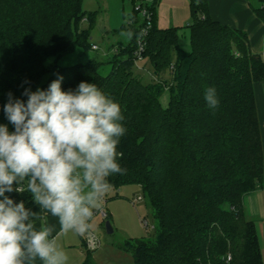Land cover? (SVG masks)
Here are the masks:
<instances>
[{"label": "trees", "instance_id": "obj_1", "mask_svg": "<svg viewBox=\"0 0 264 264\" xmlns=\"http://www.w3.org/2000/svg\"><path fill=\"white\" fill-rule=\"evenodd\" d=\"M131 1L134 11L117 33L132 37L106 56L112 68L102 75L105 61L98 57L58 65L77 45L92 49L89 30L79 25L92 26L96 12L85 11L83 0H0V124L14 130L3 111L9 92L26 101L25 88L47 89L58 76L65 91L81 81L95 83L125 117L118 151L127 171L108 182L116 188L140 185L158 222L154 239L118 245L134 264H263L255 224L243 214L245 196L264 183L255 96V85L264 86L263 56L251 49L245 31L210 17L208 0H189V52L179 46L180 28H158L157 1L140 3L151 13L149 22L135 10L140 0ZM259 3L253 11L264 24V0ZM144 29L141 60H150L157 79L148 83L134 72ZM207 87L216 89L215 110L204 100ZM9 196L35 205L27 191Z\"/></svg>", "mask_w": 264, "mask_h": 264}, {"label": "clouds", "instance_id": "obj_2", "mask_svg": "<svg viewBox=\"0 0 264 264\" xmlns=\"http://www.w3.org/2000/svg\"><path fill=\"white\" fill-rule=\"evenodd\" d=\"M62 80L47 89L25 88L26 101L9 92L3 106L14 130L0 124V264H67L57 236L88 234L111 189L108 177L127 171L119 163L126 133L120 104L95 83L65 91ZM204 100L218 108L215 87L205 89ZM14 191H27L33 204L58 218L60 233L54 236L51 225L38 228L36 212L6 195Z\"/></svg>", "mask_w": 264, "mask_h": 264}, {"label": "rangeland", "instance_id": "obj_3", "mask_svg": "<svg viewBox=\"0 0 264 264\" xmlns=\"http://www.w3.org/2000/svg\"><path fill=\"white\" fill-rule=\"evenodd\" d=\"M148 1L147 3L146 0H140L137 4L140 5L141 3L144 6H150L152 0ZM251 4L254 8L260 6L259 0H251ZM83 8L87 12H96L95 22L90 26L87 21H82L79 28L81 30H89V42L99 46V49H91L85 52L83 45H77L74 50L58 60V65L63 67L86 63L91 58L98 57L105 61L99 67V72L102 75H108L112 67L110 63L106 62L108 59L106 56L114 55V47L120 41V37H116L111 33L121 28L126 21V15L134 11V5L131 0H83ZM183 32L180 38L184 36ZM186 34L189 37L188 31ZM122 40L125 41V39ZM134 72L141 75L142 80L146 83L157 80L153 73L151 62L147 58L135 63ZM164 75V78L169 81V74L165 73ZM47 78L48 76H45L42 81H46ZM168 98V91L165 90L160 98L164 107ZM102 208L109 213V217L105 221L110 222L113 227V233L107 234L102 227L104 225L103 219L99 214H94L91 220L92 228L88 234H94L100 244L97 249L92 251L88 250L85 244L83 245L84 252L89 251L90 263L134 264L132 254L129 251L122 250L118 245L124 240L135 241L143 238L151 240L156 237L158 222L153 216L148 198L138 184L123 185L120 188L111 185L110 191L104 197ZM257 228L264 244V236L262 237L261 235L263 228L260 224H258Z\"/></svg>", "mask_w": 264, "mask_h": 264}, {"label": "crops", "instance_id": "obj_4", "mask_svg": "<svg viewBox=\"0 0 264 264\" xmlns=\"http://www.w3.org/2000/svg\"><path fill=\"white\" fill-rule=\"evenodd\" d=\"M146 1L147 3L149 2L148 0ZM155 1L158 2L156 7V23L158 28L161 30L168 29L170 27L180 28L179 46L182 50L189 52L191 49L190 30L185 28V25L191 21V8L189 0H152L151 5ZM208 3L209 14L213 20L245 31L248 34L251 49L256 53L261 54L264 58V24L254 13V7L249 0H208ZM187 31L189 37H187ZM182 32L184 33V36L180 38ZM111 34L116 37H120V41L116 44L127 41V37L123 36L121 33H117V30ZM122 39H125V41ZM93 45L95 44H92V46ZM98 49L99 46H97L96 50ZM255 96L261 131V141L264 151V86L262 84L255 85ZM6 195L9 196V193H6ZM30 209L33 212H36V216L33 219L38 228L43 225H51L55 227V231L53 232L54 236H56L57 233H60L58 218L52 217L50 214L43 212L37 205L32 206ZM107 214L109 217L108 212ZM243 214L247 220L252 221L255 224L264 264V244L259 236L260 231L257 228L258 224L262 226L263 229L261 230V235L263 237L264 183L259 185L252 193L245 196L243 199ZM104 225H102L103 228ZM84 238L85 237L73 232L60 233L57 236L58 246L68 255L69 259L67 264H91L88 253L89 251L85 253L83 249V245L85 244ZM37 264H40V262H37Z\"/></svg>", "mask_w": 264, "mask_h": 264}, {"label": "built area", "instance_id": "obj_5", "mask_svg": "<svg viewBox=\"0 0 264 264\" xmlns=\"http://www.w3.org/2000/svg\"><path fill=\"white\" fill-rule=\"evenodd\" d=\"M135 10L140 11L142 16L144 18H146L147 21L150 20L151 13L149 12L148 9L142 7L141 5H136L135 6ZM145 35H146V30L144 29L143 33H142V36L139 38V41H138V49L135 51V62L136 61H140L142 59V53H143L144 47H145V42H144V36ZM92 49L96 50L97 46L93 45ZM94 214H99L104 222L108 218L107 211L104 210L103 208H101L100 210H97ZM84 240H85L86 247L90 251L97 249V247L100 244V241L96 238V236L94 234L86 235ZM230 258L231 257L228 256V260H230Z\"/></svg>", "mask_w": 264, "mask_h": 264}, {"label": "water", "instance_id": "obj_6", "mask_svg": "<svg viewBox=\"0 0 264 264\" xmlns=\"http://www.w3.org/2000/svg\"><path fill=\"white\" fill-rule=\"evenodd\" d=\"M104 227H105V231H106L107 234H112L113 233V227L111 226L109 221L105 222Z\"/></svg>", "mask_w": 264, "mask_h": 264}]
</instances>
